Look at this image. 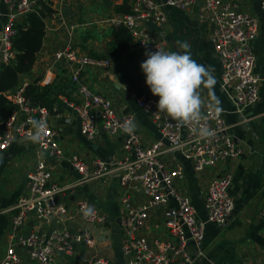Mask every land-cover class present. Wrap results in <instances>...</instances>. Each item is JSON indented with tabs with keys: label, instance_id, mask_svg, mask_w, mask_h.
I'll use <instances>...</instances> for the list:
<instances>
[{
	"label": "built area",
	"instance_id": "2783aa9c",
	"mask_svg": "<svg viewBox=\"0 0 264 264\" xmlns=\"http://www.w3.org/2000/svg\"><path fill=\"white\" fill-rule=\"evenodd\" d=\"M61 0H4L7 11L0 37V63L6 65L14 59L16 51L13 40L18 25L30 12L38 11L42 5H53ZM167 7H175L189 13L195 12L203 27H209L210 40L221 64V86L223 91L236 101L238 108L254 105L260 98L261 75L255 70L256 53L253 42L257 39L260 24L255 14L244 11L232 0H132L128 13H117L107 19L110 25L126 26L138 45L145 51H156V47L168 52L164 39L156 37L145 23L163 25L167 20ZM264 10V0L261 1ZM70 26V30H74ZM55 60L72 66L70 80L76 84L79 101L68 102L80 121V132L92 143L98 135L100 125L109 135L121 142V157L115 165L119 184L123 190L122 202L131 204V193L141 192L144 199L129 206L121 217L124 231L122 252L125 264H190L192 256L188 244L201 247L205 239L207 223L226 224L235 209V198L231 192L232 174L221 173L206 186L204 207L207 218H198L190 196L183 191L178 181L185 173L182 167L167 165L162 159L165 148L179 150L190 160L197 171L215 168L226 162H235L242 149L228 132L227 111L211 101L204 103L206 119L201 125L211 128L215 135L205 139L198 135L196 126H177L157 109L159 98L140 96L138 105L158 127L161 138L146 145L136 129L132 134L123 131L131 114L121 115L112 99L94 89L84 78L89 68H109V58L81 55L72 44L58 49ZM28 83H23L8 93L17 108L8 117L3 132H0V156L18 138L32 133L31 118L44 120L47 129L43 141L37 143L38 155L35 166L27 172V191L23 193L15 208L13 229L22 227L30 212L46 224L56 226L50 230L32 229L26 234H13L14 241L8 246L6 256L0 264H19L22 256L17 247L27 249L30 264H67L66 258L74 256L78 245L95 247L97 241L91 231L72 230L66 223L81 220L85 223L103 225L106 214L91 206L86 200L69 206L59 197L76 183L62 184L54 180V168L62 160L86 178H102L111 170V164L97 157L90 161L76 153H67L60 143L53 119H62L63 112L51 114L45 107L34 106L23 92ZM66 102V99H64ZM217 108L219 110H217ZM133 198V197H132ZM264 214V200L262 206ZM92 209L91 213L88 210ZM160 209L169 237L152 238L146 234L150 211ZM89 264H110L105 258L92 259ZM229 264V263H226ZM242 264H262L256 259H246Z\"/></svg>",
	"mask_w": 264,
	"mask_h": 264
},
{
	"label": "crops",
	"instance_id": "0c3cea01",
	"mask_svg": "<svg viewBox=\"0 0 264 264\" xmlns=\"http://www.w3.org/2000/svg\"><path fill=\"white\" fill-rule=\"evenodd\" d=\"M232 1L241 10L255 14L260 24L259 35L253 42L256 53L255 70L262 77L260 98L254 105L241 109L222 89V68L210 40L211 31L209 27H203L199 23L196 11L189 13L167 7V20L163 25L145 23V27L152 34L164 39L168 51H182L177 41H187L191 46L192 58L214 69L217 83L211 91L202 89V99L204 103L211 101L227 111L225 118L228 132L234 140L238 139V143L235 142L243 152L235 162H226L203 171H197L193 163L184 158L179 150L166 147L162 153V159L167 165L183 168L185 177L178 181V185L190 196L198 218L202 220L207 218L204 207L207 183L221 173L232 174L231 192L235 198V209L225 225L207 223L201 247L192 242L188 244L192 256L190 264H238L246 259H256L264 264V10L261 8L262 0ZM124 2L131 6L132 0H61L48 5L56 12L46 16V35L42 48L31 72L22 75L17 86L35 79H39L41 84L50 83L56 78L59 68L67 70L66 77L70 82L72 66L55 60L56 51L68 43L81 55L109 58V68H89L83 76L94 89L112 99L121 115L133 116L144 144L149 145L160 139L161 134L151 115L145 113L137 102V98L143 95L159 98L151 93L140 68V64L147 58L145 50L133 38L127 49L113 51L115 44L109 30L112 25L107 22L109 17L119 13L117 7L124 5ZM6 11L4 0H0V37ZM71 25L75 27L72 31ZM4 66L0 63V72ZM119 84L125 85L126 90ZM67 92L71 101H79L76 91ZM60 98L63 100V118H54L53 124L66 152L79 154L86 161L100 157L112 165L111 170L102 178L84 179L65 161L54 164L55 181L62 184L76 183L67 193H61L59 198L69 206L86 200L107 217L103 225L81 220L66 223L74 231L88 229L97 241L95 247L78 245L76 254L66 258L67 264H89L96 258H105L110 264H125L122 252L124 231L120 219L129 206L141 202L144 197L141 192H135L131 193V204L122 202L123 190L114 165L122 153L120 140L106 133L100 125L97 138L92 143L87 141L80 132L78 114L68 106L71 101L63 95ZM27 138L16 139L0 156V261L14 241L13 234H26L32 229L50 230L56 226L54 223L46 224L35 213L30 212L22 227L13 229V217L17 213L15 206L19 197L28 189L27 172L35 166L38 155L37 143H32ZM161 214L160 209L150 211L145 228L149 237H169ZM17 250L22 256L19 264H30L28 250L19 247Z\"/></svg>",
	"mask_w": 264,
	"mask_h": 264
},
{
	"label": "clouds",
	"instance_id": "9594fccd",
	"mask_svg": "<svg viewBox=\"0 0 264 264\" xmlns=\"http://www.w3.org/2000/svg\"><path fill=\"white\" fill-rule=\"evenodd\" d=\"M182 51H145L147 57L140 68L144 73L145 83L154 96H158L157 109L165 114L177 126H196L198 135L209 139L215 132L201 121L206 119L203 113L204 101L201 96L203 88L213 90L217 83L214 69L195 61L187 41H177ZM119 83V82H118ZM124 91L126 86L119 84ZM217 110H219L217 108ZM32 133L27 139L32 143H41L47 124L44 120L31 118ZM137 128L134 121H127L123 131L132 134ZM92 209L88 210L90 214Z\"/></svg>",
	"mask_w": 264,
	"mask_h": 264
},
{
	"label": "trees",
	"instance_id": "16d2710c",
	"mask_svg": "<svg viewBox=\"0 0 264 264\" xmlns=\"http://www.w3.org/2000/svg\"><path fill=\"white\" fill-rule=\"evenodd\" d=\"M124 5L118 6L117 12L128 13L131 6L127 2H124ZM55 12L44 3L38 11L28 13L18 25V32L13 40L16 55L0 72V132L4 131L8 117L17 108L9 99L8 93L16 89L22 75L31 72L46 35L45 18ZM109 30L115 44L113 51L127 49L134 40L130 30L124 25H112ZM66 71L59 68L56 78L47 84H41L39 79L29 82L23 92L24 96L32 105L45 107L51 114L63 112L61 106L63 100L60 96L69 99L67 91H76V84L71 80L68 81Z\"/></svg>",
	"mask_w": 264,
	"mask_h": 264
},
{
	"label": "water",
	"instance_id": "95a60500",
	"mask_svg": "<svg viewBox=\"0 0 264 264\" xmlns=\"http://www.w3.org/2000/svg\"><path fill=\"white\" fill-rule=\"evenodd\" d=\"M237 140H238V139H235V141L238 143ZM222 225H224V224H222ZM82 254H84V253H82ZM242 262H243V260H241L238 264H242Z\"/></svg>",
	"mask_w": 264,
	"mask_h": 264
},
{
	"label": "rangeland",
	"instance_id": "374dc122",
	"mask_svg": "<svg viewBox=\"0 0 264 264\" xmlns=\"http://www.w3.org/2000/svg\"><path fill=\"white\" fill-rule=\"evenodd\" d=\"M67 169L70 171L69 167H67Z\"/></svg>",
	"mask_w": 264,
	"mask_h": 264
}]
</instances>
